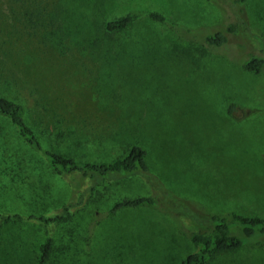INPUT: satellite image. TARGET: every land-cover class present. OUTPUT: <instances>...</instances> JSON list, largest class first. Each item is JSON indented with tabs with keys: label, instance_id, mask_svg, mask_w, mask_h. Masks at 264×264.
<instances>
[{
	"label": "rangeland",
	"instance_id": "374dc122",
	"mask_svg": "<svg viewBox=\"0 0 264 264\" xmlns=\"http://www.w3.org/2000/svg\"><path fill=\"white\" fill-rule=\"evenodd\" d=\"M231 1L0 0V94L24 107L41 146L91 163L138 145L157 180L122 178L88 191L94 183L55 174L0 117V215L47 219L77 203L65 244L63 223L1 225L0 264H35L46 232L71 264H181L193 250L184 236L194 229L189 212L264 220V67L242 68L264 56V0ZM124 16H141L114 38L125 56L109 55L101 68L102 45L115 42L101 40L100 23ZM51 17L66 49L48 35ZM217 32L226 42L207 46ZM142 196L156 203L107 216ZM249 242L209 264H264V236ZM56 255L49 264L63 263Z\"/></svg>",
	"mask_w": 264,
	"mask_h": 264
},
{
	"label": "trees",
	"instance_id": "16d2710c",
	"mask_svg": "<svg viewBox=\"0 0 264 264\" xmlns=\"http://www.w3.org/2000/svg\"><path fill=\"white\" fill-rule=\"evenodd\" d=\"M5 1L7 5H9V0ZM236 2L237 0L231 1L232 4ZM44 16V14H41V18ZM140 17L141 16H124L117 19L105 20L100 23L101 35L104 37H101V40L106 39L109 42H115L110 43V45H102L105 49L102 51L103 53L101 54L100 60L103 62L106 60V62L103 65L98 59L97 63L98 65H101V68L109 64V55H115V59L118 62L123 54L125 56V49L120 46L119 43H116L118 40H114V38L117 37L118 34L128 30V28ZM147 17L157 22L166 23L172 30L176 26L172 23L169 24L164 18L156 14H148ZM48 22L53 29L48 35L56 38V47L59 49H66L63 37L59 32L60 28L57 25L54 27L56 21L51 17ZM226 32L234 34L235 31L232 28H228ZM260 39L264 42V34ZM225 42L226 37L220 32L214 33L205 38L207 46H220ZM262 67H264V56L252 57L242 63V68L253 74H258ZM99 70L100 69L98 68L96 72H99ZM235 107V105L230 104L226 110L227 115H230ZM0 117H3L8 121V123L14 128L18 138L26 147L42 156L48 167L55 174H76L85 178L88 182L94 183V185H89L90 187L87 189L88 191L93 190L101 182L108 183L112 180L122 178L137 177L139 182H147L148 184H153V181H157L155 177L148 173V169L145 165L146 152L138 145L128 146L122 155L117 156L108 162L77 163L72 159L57 155L43 148L25 122L24 107L20 103L6 98L1 94ZM81 200H83V197ZM154 203L156 202L148 196L125 199L114 204L113 208L107 212V216L111 217L115 212L123 209H136L142 207L151 208L154 206ZM185 203L188 206H192L186 201ZM76 204V202H68L58 215L47 219H35L32 217L22 218L15 214H1L0 227L6 223L21 221L31 222L33 225L38 224V226H41L42 228L51 225L60 226L63 223L65 226L64 228H60V231L62 234L61 239H63L62 243L65 244L66 238H69L75 229V225L68 222V220L71 218ZM189 224L194 229L184 236L192 246L193 250L182 260L181 264H209L212 258L216 257L218 254L236 251L249 244V240L253 236L257 235L259 238L264 236V220L255 216L244 217L235 212H228L222 216L212 213H204L203 217L197 216L195 212L194 214L189 212ZM78 227L76 229H78ZM238 232L242 234L243 238H240ZM45 234L47 238L39 248L35 264H49V260L55 251L59 254L55 256L56 258H60V256L61 258L63 257V263L60 262L61 264H71L69 260L64 262L67 259L66 251H63V253L59 251L60 246H54L52 238L47 232Z\"/></svg>",
	"mask_w": 264,
	"mask_h": 264
},
{
	"label": "crops",
	"instance_id": "0c3cea01",
	"mask_svg": "<svg viewBox=\"0 0 264 264\" xmlns=\"http://www.w3.org/2000/svg\"><path fill=\"white\" fill-rule=\"evenodd\" d=\"M259 218V217H258Z\"/></svg>",
	"mask_w": 264,
	"mask_h": 264
}]
</instances>
